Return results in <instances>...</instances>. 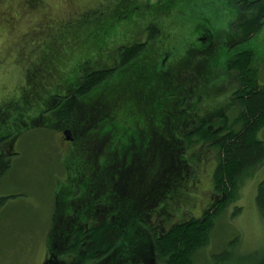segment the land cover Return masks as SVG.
Listing matches in <instances>:
<instances>
[{"label": "rangeland", "instance_id": "obj_1", "mask_svg": "<svg viewBox=\"0 0 264 264\" xmlns=\"http://www.w3.org/2000/svg\"><path fill=\"white\" fill-rule=\"evenodd\" d=\"M132 1L39 0L30 6L16 1L4 4L0 8V105L16 96L15 103L24 106V99L17 94L41 87L39 75L43 81L52 80L59 84L63 78L82 73L94 60L102 65L116 63V53L107 52L103 47L142 34L140 26L143 20L130 26L121 25L117 21L119 3L124 5ZM166 1L170 0L164 3ZM139 2L142 5L148 1ZM240 5L233 0H183L182 3L168 7L161 20V40L153 42L141 57L136 58L139 60L132 65L136 67L128 66L114 72L120 74L124 71V74L118 79L113 74L109 85H106L105 97L113 102L120 90L129 96L149 86L152 90L151 103L157 111L154 113L155 121L161 125L164 115L173 111V122L184 123L187 118L185 114H203L212 106L231 101V92L237 86V78L226 69V61L233 55L232 51L245 48L253 51L258 62L260 82L264 83V24L250 40L230 46L238 38L235 22L240 16ZM16 9H19L21 15L8 20V15L14 14ZM93 13H100L107 23L103 41L90 46V42H85L88 35L77 34L79 29L63 31L68 24L82 21L86 30L93 29L90 27L92 23L88 21ZM196 23L204 24L210 32L212 46L202 53L190 48L191 44L194 45L193 30H196ZM55 33L63 34L59 36ZM198 43L204 44L203 39H199ZM225 47L233 49L225 50ZM37 64L39 67L33 74L37 71L40 73L28 76ZM42 64L44 70L40 68ZM137 71L143 72L138 74ZM190 74L193 76L189 77ZM58 84L56 88L61 89ZM163 94L176 98L185 109L196 107L195 102L199 100L198 110L192 108L190 112L183 111L174 99L164 98ZM226 109L229 119H232L237 107L231 105ZM45 115L57 119L52 114ZM51 123L44 116L41 121L29 123L21 129L15 145L18 153L13 155L9 171L0 178V196L7 197L0 206V264H44L52 242L57 239L52 218L55 195L69 182L68 179L78 167L76 158H84L87 150L84 145L80 147L86 151L63 141L61 131H55ZM113 125L116 130L120 128L114 122ZM258 137L264 141V127L258 132ZM101 144L97 139L92 144L88 143V146L95 147L92 150L97 159L103 155ZM116 148L111 150L115 151ZM113 151L108 152V157ZM184 155L186 158L191 157L187 167L192 170V175L179 173L178 177L183 175L185 181L180 186L177 184L178 190L166 203L165 211L169 215L162 224L164 228L190 216L200 215L212 198L216 149L207 147L204 142L193 143L185 149ZM110 164L106 163V167L111 169ZM170 166L176 170V174L180 171V168L177 169V161ZM105 171L112 177L110 172ZM104 175L105 180H108L109 176ZM125 175L128 179L123 181L126 188H130L132 183H138L135 173ZM142 176L138 181L144 180L145 186L148 183L146 174ZM262 180L264 162L244 180L236 203L227 208L212 229L208 244L197 253L195 264H256L264 250V216L258 211L255 202L257 187ZM235 204L242 208L232 216ZM144 250L152 259L154 255L150 253V248L145 247ZM222 251L226 252L218 258L217 255ZM135 253L139 257L138 261L142 262L143 248Z\"/></svg>", "mask_w": 264, "mask_h": 264}, {"label": "trees", "instance_id": "obj_2", "mask_svg": "<svg viewBox=\"0 0 264 264\" xmlns=\"http://www.w3.org/2000/svg\"><path fill=\"white\" fill-rule=\"evenodd\" d=\"M164 1L149 7L147 11L146 19L154 16L159 23V33L157 34V30L152 31L154 42L161 40L162 15L168 7L182 3L183 0H170L167 3ZM233 1L241 4L240 16L235 22L238 38L241 42L248 41L264 24V0ZM135 2L133 0L124 5L119 3L118 23L125 26L135 23L136 16L133 12L124 13ZM145 14L144 12L143 15ZM155 15H159L158 19ZM81 23L83 21L68 24L63 31L79 29L77 34L88 35L85 42H90V46L97 43L90 38L93 29L86 30V26ZM204 28H207L204 24H195V31L202 33ZM195 31L193 30L194 45L191 44L190 48L202 53L207 48L198 43ZM61 34L63 33H55L59 36ZM144 46L145 44L142 48L125 51L120 49L116 55L115 66L90 74H86L84 70L80 74L63 78L59 84L52 80L43 81L39 75L41 87L34 91L24 89L25 92L17 94L24 99V106L15 103L16 96L0 105V108L7 111V117H0L7 122L0 126V134L8 133L12 138L19 135L25 125L37 122H27L31 117L30 113L44 116L52 114L57 118L50 121L55 130L65 126L75 130V133L79 130V142L86 146L87 151L76 146L79 150L86 151V155L84 152V158H76L78 167L68 179L69 182L55 195L52 218L57 239L52 242L44 264H195L197 253L208 244L212 229L227 208L236 203L244 180L264 162V141L258 137V132L264 127V83L260 82L258 62L251 49L245 48L226 61V69L237 78V86L231 92V101L228 104H217L203 114H185L187 118L184 123H174L171 111L172 113L164 115L165 119L160 125L155 121L154 113L157 111L151 103L152 92L149 86L132 92L129 96L120 90L119 96L113 102L105 97L106 85H109L111 77L115 75V79H118L124 71L117 74V70L135 65ZM42 66L43 64L40 68L44 70ZM38 67L37 64L28 76L36 75L37 72L33 74V71ZM115 71L117 72L114 74ZM56 84L61 85V89L56 88ZM42 87H45L43 96L46 98H49L50 92L64 93L72 90L73 94L64 97L62 104L53 102L55 95L44 102L42 97L33 95ZM143 92L149 95L148 102L137 98L136 94ZM163 96L178 103L176 98L164 94ZM156 102L158 103L157 100ZM195 103L196 107L189 106V109L178 104L183 111L190 112L192 108L198 110L200 101L196 100ZM231 105L237 107V112L229 119L226 108ZM113 122L120 125L121 129L116 130ZM81 129L90 136H100L97 140L102 143L100 149L103 155L99 159L94 151L87 148L88 143L92 144L93 141L85 138ZM201 142L216 149L211 201L200 215L190 216L164 228L162 224L169 215L165 211L166 203L178 190L177 184L180 186L185 181L183 175L178 177L179 173L192 175V170L187 167L191 157H185V149L193 143ZM115 147L117 148L113 151ZM111 151L113 153L108 157V152ZM91 155L95 157L92 158ZM95 160L97 166L94 165ZM174 161H177V169L180 168L178 175L170 166ZM106 163H111V169L106 167ZM10 168L8 159L0 154V178ZM126 173H135L138 180L146 174L148 183L143 186L144 180L140 179V183L136 178L138 183H132L130 188H126L123 183L128 180ZM103 175L109 176L108 180ZM6 198L0 196V206ZM255 202L258 211L264 216V180L258 184ZM241 208L235 204L231 215L239 213ZM145 247L150 248V253L154 255L152 259L145 253ZM141 248L144 256L143 261L139 262L135 252ZM225 252L219 253L218 258ZM256 264H264V250Z\"/></svg>", "mask_w": 264, "mask_h": 264}, {"label": "flooded vegetation", "instance_id": "obj_3", "mask_svg": "<svg viewBox=\"0 0 264 264\" xmlns=\"http://www.w3.org/2000/svg\"><path fill=\"white\" fill-rule=\"evenodd\" d=\"M9 1H16V2H18V3H20V4L25 6V5H31L32 3L34 4V3L38 2L39 0H0V8L2 6H4V4H6ZM147 1L148 2L142 3V5H144L143 8L139 6V5H141V3L139 2V0H137V2H135V4L132 6L131 9L130 8H126L124 10V13H125V11L126 12L127 11L133 12V14L136 16L135 23H138V20H140V21L143 20L145 22V24H142L140 26V31L142 32V34L141 35H136V36L132 35V38H130L129 40L122 41V42H117V43H115L112 46L111 45L104 46L103 49L105 51H107V52H115L116 55H117V53H118V51L120 49H122L123 51L131 50L133 48H138L139 49L140 47L142 48L143 44H145L144 48L142 50H140V53L137 56V57H141L143 52H144V50H146L147 47L154 42L155 38H152V36L154 35V33H152V31L154 32V30H157V34L159 33V23L155 21L154 16L152 18H147V19H143V18L144 17H148L147 16V11H148L149 7L161 4V2L163 0H154L153 2L150 1V0H147ZM144 12L146 13L145 16L143 15ZM20 15H21V13H19V9H16L14 11V14L8 15V20H13V19L17 18ZM158 16L159 15H155V17H157V19H158ZM103 19L104 18L102 17V15L100 13H93L92 17L88 20L89 22L92 23V26H93V31H92L93 33L91 34V37H90L91 41H93V42H101V41H103L102 36H103V33H104V31L106 29V25H107V23ZM81 24L83 25V23H81ZM194 35H196L195 38H197V39H203L204 45H205L206 48L212 46L211 37L209 38L210 32H209V30L207 28H204V30L202 31V35H201L200 31H195ZM239 41H240L239 38H237V40L234 41L233 43H231L230 46L231 47H233V45L235 46ZM232 49L233 48L225 47V50H231L232 51ZM232 52H234L233 53V55H234L237 52H239V50H235V51H232ZM114 64L115 63H113L112 65H110V64L102 65V64L98 63V60L97 61L94 60L92 65H89L88 68L85 70V72H86V74H90V73L98 71V70H104L106 68H111L112 66H115ZM141 72H143V71H141ZM38 73H40V72L37 71V74ZM189 77H192V75L190 74ZM44 89H45V87H42L41 90H39L38 93H33V95L37 94L36 97H38V98L42 97L44 102H46L47 99H52L53 98V97L51 98L50 96L55 95V100L53 102L56 103V104H62L63 100H64V97L68 96L69 94H73L72 90H68V91H66L64 93L50 92V93H48L49 98L48 97L46 98L45 95L43 96ZM151 92H152V90H151ZM136 95H137V98L139 100H142V101H145V102H148V100H149V95L147 93H141V94H136ZM33 100H36V99L33 98ZM0 110H2V111H0V117H3V116L7 117V111H5L2 107L0 108ZM30 116L31 117L27 120V122L41 121L43 119V117H44L43 114H40V115L39 114H30ZM45 117L47 118V116H45ZM47 119L49 121H54V119H52L51 117H49ZM3 123L5 125V123H7V122H5V120H2L0 118V126H2ZM55 131H61L60 134H61V139L63 141H65L67 143L76 144L77 147L78 146L80 147V145H83V144H80V142H79V140H80L79 137L80 136L78 135V132L75 133V130L72 131V129H70L69 127L65 126L64 128H59L58 130H55ZM66 131L69 132L68 136L66 134ZM83 132H84L85 138L92 139V141H94L96 139H100V136H98V135L97 136H95V135L94 136H90V135H88L86 133V131H83ZM7 137H9L8 133H1L0 134V154L4 155V157L6 159H8V162L12 166V157H13L14 154L18 153V151L15 150V145L17 143L19 135L15 136L13 138L12 137L7 138ZM87 148L89 150H92L95 147L94 146H88ZM108 149H110V147H108Z\"/></svg>", "mask_w": 264, "mask_h": 264}, {"label": "water", "instance_id": "obj_4", "mask_svg": "<svg viewBox=\"0 0 264 264\" xmlns=\"http://www.w3.org/2000/svg\"><path fill=\"white\" fill-rule=\"evenodd\" d=\"M66 134H67V136H68L69 132H68V131H66Z\"/></svg>", "mask_w": 264, "mask_h": 264}]
</instances>
